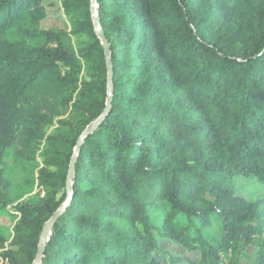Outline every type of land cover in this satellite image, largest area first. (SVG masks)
Returning a JSON list of instances; mask_svg holds the SVG:
<instances>
[{
    "label": "trees",
    "instance_id": "1",
    "mask_svg": "<svg viewBox=\"0 0 264 264\" xmlns=\"http://www.w3.org/2000/svg\"><path fill=\"white\" fill-rule=\"evenodd\" d=\"M44 1L0 0V208L13 202L9 150L36 183L11 205L0 264L33 263L76 142L107 98L91 0H57L68 23L57 30L41 26ZM97 4L111 103L80 146L38 264H223L231 249L238 264L248 245L264 264V195L239 189L241 178L264 187V0Z\"/></svg>",
    "mask_w": 264,
    "mask_h": 264
},
{
    "label": "rangeland",
    "instance_id": "2",
    "mask_svg": "<svg viewBox=\"0 0 264 264\" xmlns=\"http://www.w3.org/2000/svg\"><path fill=\"white\" fill-rule=\"evenodd\" d=\"M46 5V18L41 23L43 28L48 29H68V23L62 10L57 3V0H45ZM6 169L5 175L10 180V196L13 200L11 205L28 199L36 191L35 174H26L22 172L14 163L11 156V151L6 153ZM239 189L249 200H254L257 197L264 195V187L260 186L254 178H241L239 180ZM11 205L7 208H0V233L5 237L7 242L11 239L12 226L17 217L10 213ZM158 220V218L156 219ZM219 231L218 224H212L209 229L210 234H217ZM161 250H167L173 252L176 255H184L186 252L183 248L174 246L168 241H160ZM255 247L254 245H248L244 249L243 253L239 256L238 264H251L254 259ZM233 249L229 250L227 257H223V264H227L228 259L233 255ZM159 256L163 255L159 253Z\"/></svg>",
    "mask_w": 264,
    "mask_h": 264
},
{
    "label": "water",
    "instance_id": "3",
    "mask_svg": "<svg viewBox=\"0 0 264 264\" xmlns=\"http://www.w3.org/2000/svg\"><path fill=\"white\" fill-rule=\"evenodd\" d=\"M91 4H92L91 18L93 21L94 31L97 34V37L99 38L101 45L103 47V54H104V59H105V63H106V70H107V92H106L107 98H106L105 108L96 120L90 122L85 127L84 131L79 136V138L76 142V145L74 147L73 156L70 160L68 172H67V179H66V194L67 195H66V198L63 201V203L60 205V207L56 211H54L52 213V215L50 216V218L44 223L42 230L40 232V236H39L37 252H36V255H35V258H34L32 264H38L39 263L41 256H42V253H43L44 245H45L46 241L48 240V235L50 233L49 232L50 227L55 223V221L59 218V216L64 212V210L66 209V207L68 206V204L70 202V199L72 196V194H71V189H72L71 178L74 174V163H75L76 157L78 155L80 146H81L83 140L89 134H91L94 131V129L102 122L104 117L108 114L110 103H111L112 66H111V60H110L109 44H108L107 39L104 36L102 27L100 25V20H99V16H98L97 0H91Z\"/></svg>",
    "mask_w": 264,
    "mask_h": 264
}]
</instances>
